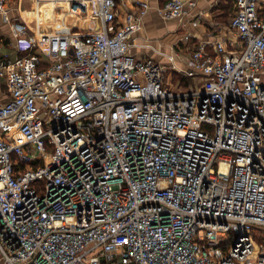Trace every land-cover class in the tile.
Instances as JSON below:
<instances>
[{
    "label": "built area",
    "instance_id": "obj_1",
    "mask_svg": "<svg viewBox=\"0 0 264 264\" xmlns=\"http://www.w3.org/2000/svg\"><path fill=\"white\" fill-rule=\"evenodd\" d=\"M233 1L170 69L132 53L150 0H70L43 44L0 0L1 264H264V0Z\"/></svg>",
    "mask_w": 264,
    "mask_h": 264
},
{
    "label": "crops",
    "instance_id": "obj_2",
    "mask_svg": "<svg viewBox=\"0 0 264 264\" xmlns=\"http://www.w3.org/2000/svg\"><path fill=\"white\" fill-rule=\"evenodd\" d=\"M167 0H150L151 8L144 18V27L135 34L132 53L138 57L153 58L170 69L173 65L186 68V58L189 52L186 50V34L192 36L193 42L215 40L220 32L225 30L234 11L233 0H197V5L188 14L182 17L166 19L159 14L158 9ZM8 15L11 18H19L28 23H36L41 43L45 42L48 35L54 34L58 27L64 26L59 22L60 15L53 0H5ZM70 6V5H69ZM42 14L46 23L39 22L36 17ZM61 14V13H60ZM52 22V25L50 24ZM88 20H83L79 28L89 26ZM74 26V25H73ZM32 30V28H31ZM29 29L32 35L34 33ZM16 37L9 22L4 20L0 13V56L2 52L15 51ZM169 56H175L174 61ZM169 72H172L169 70Z\"/></svg>",
    "mask_w": 264,
    "mask_h": 264
},
{
    "label": "bare ground",
    "instance_id": "obj_3",
    "mask_svg": "<svg viewBox=\"0 0 264 264\" xmlns=\"http://www.w3.org/2000/svg\"><path fill=\"white\" fill-rule=\"evenodd\" d=\"M54 5L57 9H61L62 13L60 14L59 22L64 26L65 30L64 34H68L71 32L73 25L77 24L76 16L73 12L70 11L69 2L70 0H53ZM36 20L43 23H46V19L42 14L36 17ZM52 25V23H50ZM89 27V26H88ZM44 43V42H43ZM42 43V44H43Z\"/></svg>",
    "mask_w": 264,
    "mask_h": 264
},
{
    "label": "rangeland",
    "instance_id": "obj_4",
    "mask_svg": "<svg viewBox=\"0 0 264 264\" xmlns=\"http://www.w3.org/2000/svg\"><path fill=\"white\" fill-rule=\"evenodd\" d=\"M57 13H59L58 15H60V13H62V10L61 9H58L57 10ZM76 19H77V24H80V25H82V22H83V20H85L84 18H81V19H79V18H77V17H75ZM52 23V22H51ZM32 25H31V28H32V32L35 34L36 33V31H37V33H39V30L40 29H38V27H37V25H36V23H31ZM36 33V34H37ZM55 33H63V27H58V29L56 30V32ZM54 33V34H55ZM35 34V35H36ZM47 39V38H46ZM8 51L6 50V51H4V52H2V53H7ZM169 74H170V72H167L166 73V75L167 76H169Z\"/></svg>",
    "mask_w": 264,
    "mask_h": 264
},
{
    "label": "trees",
    "instance_id": "obj_5",
    "mask_svg": "<svg viewBox=\"0 0 264 264\" xmlns=\"http://www.w3.org/2000/svg\"><path fill=\"white\" fill-rule=\"evenodd\" d=\"M175 75L177 76V75H179V74H178V73H177V74L175 73Z\"/></svg>",
    "mask_w": 264,
    "mask_h": 264
},
{
    "label": "water",
    "instance_id": "obj_6",
    "mask_svg": "<svg viewBox=\"0 0 264 264\" xmlns=\"http://www.w3.org/2000/svg\"><path fill=\"white\" fill-rule=\"evenodd\" d=\"M0 264H1V262H0Z\"/></svg>",
    "mask_w": 264,
    "mask_h": 264
}]
</instances>
